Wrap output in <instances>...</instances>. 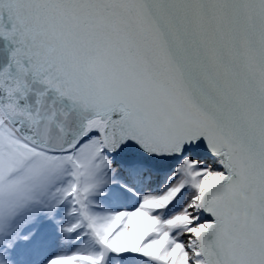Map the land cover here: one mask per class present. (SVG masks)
I'll return each mask as SVG.
<instances>
[{"label": "snow or ice", "instance_id": "6c2138e0", "mask_svg": "<svg viewBox=\"0 0 264 264\" xmlns=\"http://www.w3.org/2000/svg\"><path fill=\"white\" fill-rule=\"evenodd\" d=\"M0 264H264V0H0Z\"/></svg>", "mask_w": 264, "mask_h": 264}, {"label": "water", "instance_id": "95a60500", "mask_svg": "<svg viewBox=\"0 0 264 264\" xmlns=\"http://www.w3.org/2000/svg\"><path fill=\"white\" fill-rule=\"evenodd\" d=\"M6 53L3 51V41H0V63L4 61Z\"/></svg>", "mask_w": 264, "mask_h": 264}]
</instances>
